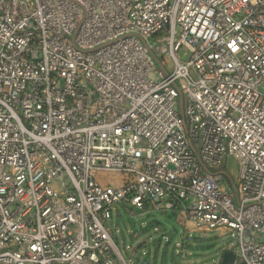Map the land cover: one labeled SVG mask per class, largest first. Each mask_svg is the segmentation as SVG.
Instances as JSON below:
<instances>
[{
  "label": "built area",
  "instance_id": "2783aa9c",
  "mask_svg": "<svg viewBox=\"0 0 264 264\" xmlns=\"http://www.w3.org/2000/svg\"><path fill=\"white\" fill-rule=\"evenodd\" d=\"M119 207L264 264V0H0V264H128Z\"/></svg>",
  "mask_w": 264,
  "mask_h": 264
},
{
  "label": "rangeland",
  "instance_id": "374dc122",
  "mask_svg": "<svg viewBox=\"0 0 264 264\" xmlns=\"http://www.w3.org/2000/svg\"><path fill=\"white\" fill-rule=\"evenodd\" d=\"M180 54L186 59L184 50ZM218 169L234 174L238 163L231 157ZM118 210L120 216L114 211L108 228L128 264H219L224 250L236 251V239L229 234H219L216 230L187 233L175 216L154 213L129 220L124 209ZM144 221L148 225L142 228ZM156 224L159 230L154 229ZM132 231H138L140 237L133 238Z\"/></svg>",
  "mask_w": 264,
  "mask_h": 264
},
{
  "label": "water",
  "instance_id": "95a60500",
  "mask_svg": "<svg viewBox=\"0 0 264 264\" xmlns=\"http://www.w3.org/2000/svg\"><path fill=\"white\" fill-rule=\"evenodd\" d=\"M204 169H205L206 171H209V169H208L206 166H204ZM221 172L226 176V178H227L230 182H233V179H232L231 175H230L227 171H225V170H221ZM141 245H142V243L139 244V247H140ZM235 259H236V254H235V252L232 251V250H228V249H226V250H224V251L222 252V256H221V260H220L219 264H234Z\"/></svg>",
  "mask_w": 264,
  "mask_h": 264
}]
</instances>
